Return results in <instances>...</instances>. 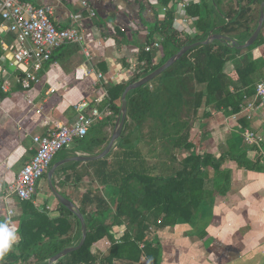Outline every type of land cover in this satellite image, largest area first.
Returning <instances> with one entry per match:
<instances>
[{"label":"crops","instance_id":"0c3cea01","mask_svg":"<svg viewBox=\"0 0 264 264\" xmlns=\"http://www.w3.org/2000/svg\"><path fill=\"white\" fill-rule=\"evenodd\" d=\"M24 1L51 5L55 25L61 28L76 27L82 42L57 49L39 71L38 82L32 83L28 89H22L16 81L22 76L23 66L15 71L11 69L8 91L0 93V221H8L16 228L23 210L19 203L21 199L10 192L9 186L34 152L32 136L48 134L59 124L72 125L79 114L76 107L82 102H87L89 107L103 109L105 98L101 103H96L95 99L106 89L105 86L127 82L135 73L142 71L145 66L142 52L150 42L162 39L160 34L153 33L150 37L148 32L164 13L158 0ZM83 2L86 4L83 5ZM181 14L187 20L183 24H190L193 33L195 19L188 17L186 9ZM174 22L176 31L181 32L182 37L185 36L183 33L187 31L179 30L176 26L181 22ZM261 34L264 39V26ZM17 47L12 33L0 34V65L9 64ZM153 50L147 51L152 52V67L160 63L164 56L161 43L156 52ZM240 50L242 53L232 55L225 62L224 72H233L236 65L250 54L257 62L254 83L264 80V41L250 52ZM194 86L201 89V85L194 83ZM147 87L156 91L160 89L161 83L151 82ZM197 113L198 119H192L190 149L175 150L171 146V137L159 129L155 132L145 130L146 133L143 126L134 136L139 140L137 149L143 160H148L145 155H153L160 147L167 145L170 153L176 151L179 159L189 154L206 153L211 154L217 163L214 169L212 165L204 168L203 198L191 220L162 227L159 226L162 217L155 222L152 216L146 238L159 248L158 264H264V103L252 94L241 104L237 113L227 114L215 104H204ZM107 118L95 121L92 126ZM116 121L117 118L114 124L110 122L105 126L106 142L101 147L83 145L74 140L69 147L56 153L51 164L68 158L90 157L60 164L52 175V183L59 193L78 208V202L86 192L101 193L108 208L104 215L94 214L93 218L109 225L112 240L119 242L128 232V223L124 217L119 218L120 222L116 221V199L111 197L113 189L100 185L94 173L98 164L93 161L108 155V165H113L115 153L122 151L118 147L122 132L105 156L91 158L105 149L115 130ZM246 130L255 133L257 143L245 140ZM244 159L248 165H239L238 160ZM146 160V164L153 168L151 171L154 175L167 169L169 172L175 170V165L172 169L171 166L154 165ZM44 178L46 180L47 175ZM46 183L48 189L42 188L39 196L41 185L38 183L32 198L33 204L40 210L46 208L50 217H56L59 215V202L48 180ZM79 227L81 232V225ZM75 229L78 230L77 226ZM16 244L10 252H18ZM110 244L111 240L104 237L94 246L93 255L100 259ZM143 246V243H139L140 248ZM112 264L150 263L141 256L139 261L114 259Z\"/></svg>","mask_w":264,"mask_h":264},{"label":"trees","instance_id":"16d2710c","mask_svg":"<svg viewBox=\"0 0 264 264\" xmlns=\"http://www.w3.org/2000/svg\"><path fill=\"white\" fill-rule=\"evenodd\" d=\"M172 1L158 0L166 10L161 20L155 22L148 32L150 37L153 33L162 36V61L152 67V52L144 50L142 60L145 61V66L142 71L135 73L127 82L105 86L107 97L104 105L111 109L113 115L89 128L84 137L75 139L78 143L101 147L106 142L103 130L108 123L114 124L125 87L155 70L185 44L205 39L212 30L234 38L237 43L248 39L256 28L260 4L264 0H199L191 4L186 8V13L188 17L195 19L194 35L185 41L181 40V32L178 31L177 34L174 31V12L170 6ZM263 41L260 31L255 42L245 48L244 52H250ZM192 52H196L197 56L189 58L188 54ZM240 53L242 50L228 46L220 40L193 47L148 82H160V89L151 91L147 83L127 93V115L118 143L122 151L115 153L113 165H108V155L93 163L98 164L94 173L100 180V185L113 189L111 197L116 199L115 219L120 222L119 218L124 217L128 223V232L119 242H114L109 233V225L93 218L94 214L104 215L107 210L108 204L105 205L104 196L99 192H86L78 202L87 226L85 241L80 248L68 253L55 264H112L114 259L135 262L141 256L150 264H158L159 248L146 238L150 218L154 216L156 222L161 216L159 226L162 227L177 221H190L202 202L204 168L212 165L214 169L217 163L211 154H189L179 159L175 151L170 153V159L179 163L175 165V170L169 172L167 169L161 171V175H154L151 171L153 168L146 164V159L143 160L138 151L139 140L134 136L150 118H157L163 133L171 137V146L175 150L190 149V130L193 123L183 117L185 106L191 103L194 121L198 119L197 112L204 104H215L227 114L239 112L241 104L255 94L254 77L257 72V62L250 54L236 65L233 72H224L225 62L232 55ZM194 83L201 85V89L196 90ZM190 93L191 101L188 103L186 95ZM238 162L239 165H248L246 159ZM165 166L174 169L173 165ZM63 168L65 167L61 169ZM163 172L167 174L163 175ZM46 175L47 171L43 177ZM19 203L23 212L17 228L18 252H9L4 257L3 264H46L48 258L79 242V219L62 204L57 203L59 215L50 217L46 208L40 210L34 206L33 199L20 200ZM76 226L78 230L75 229ZM106 236L111 244L108 251L97 259L93 255L94 246ZM139 243L144 244L143 248L139 247Z\"/></svg>","mask_w":264,"mask_h":264},{"label":"built area","instance_id":"2783aa9c","mask_svg":"<svg viewBox=\"0 0 264 264\" xmlns=\"http://www.w3.org/2000/svg\"><path fill=\"white\" fill-rule=\"evenodd\" d=\"M194 1L173 0L170 6L175 12L174 21L186 22L181 12ZM85 4L83 2V5ZM162 10L165 11L166 8L163 7ZM53 12V7L48 4L37 5L24 0H0V34L12 33L18 43L9 64L0 65V93L8 91L11 69L15 71L19 66H23L22 76L16 81L22 89H28L32 83L38 82L39 71L57 49L67 44H81L82 36L78 29L74 26L57 27L52 19ZM73 17L76 18L77 15ZM161 40L150 42L145 50L159 48ZM255 96L264 103V80L255 84ZM106 97L107 92L104 90L95 102L101 103ZM76 108L79 114L72 125L59 124L48 134L32 136L34 152L9 186L10 192L19 199L33 198L38 183L59 150L69 147L75 139L84 137L95 121L113 115L108 106L99 109L89 107L87 102L78 104ZM244 138L248 143H257L255 133L250 130L244 132Z\"/></svg>","mask_w":264,"mask_h":264},{"label":"water","instance_id":"95a60500","mask_svg":"<svg viewBox=\"0 0 264 264\" xmlns=\"http://www.w3.org/2000/svg\"><path fill=\"white\" fill-rule=\"evenodd\" d=\"M263 23H264V1H262L260 4L259 18H258L256 28L254 29V31L250 35V37L248 39H246L244 42L237 43L234 39H232L226 35L211 32L207 36L206 39L197 40L195 42L185 44L175 54L170 56L163 64H161L155 70L151 71L150 73H148L147 75H145L143 77L138 78L135 81L130 82L125 87L124 91L121 94V99H120L121 105H120V109H119V114L117 117L115 130L112 134V137H111L109 143L107 144L105 149L99 155L93 156L91 158H101V157L105 156L111 150L113 143L119 138V136L122 132V129H123V125H124V122L126 119V115H127L126 95L130 90L136 89V88L141 87V86L147 84L148 82H150L152 79H154L159 74H161L164 70H166L171 65H173L178 59H180L188 50H190L193 47H196L199 45H204V44H209V43H212L214 40H220V41L226 42L227 45H229L231 47H235L237 49H245V48L251 46L255 42V40L257 39V37H258L262 27H263ZM89 158L90 157L68 158V159H65V160H62V161L55 163L47 171V180H48L49 187H50L53 195L57 198V200L60 204L65 206L67 209L72 211L77 216V218L80 221V225H81V239L78 242V244L71 245V246L65 247L64 249L60 250L59 252H57L56 254L51 256L49 259H47V264H55L59 259L63 258L68 253L73 252V251L77 250L78 248H80L82 246V244L84 243L86 235H87V228H86V223H85V219H84L83 214L80 212L79 208L71 200L64 197L61 193H59L56 190V188L54 187V185L52 183V175H53L54 171H56V169L60 166V164H63L65 162H67L69 160H73V159L79 160V159H89Z\"/></svg>","mask_w":264,"mask_h":264},{"label":"rangeland","instance_id":"374dc122","mask_svg":"<svg viewBox=\"0 0 264 264\" xmlns=\"http://www.w3.org/2000/svg\"><path fill=\"white\" fill-rule=\"evenodd\" d=\"M206 1H208V0H206ZM203 13H204V9H203ZM184 24H183V22L176 24V26L178 27L179 30H184L185 29L187 31L186 33H183L185 36H183V37L181 36L182 37V39H181L182 41H185L188 37L190 38V37H193V35H194L193 34L194 32L191 33V29H190V26H189L190 24H186V23H184ZM174 31L178 34V32L176 30H174ZM156 50H157V48H155V50H153V51L156 52ZM159 52H161V50ZM193 56H197L196 52H192V53H189L188 54V57L189 58H192ZM194 90H195V88H194ZM186 98L188 99V103H190V101H191V93L190 94H187L186 95ZM200 112H201V110H200ZM184 113H185L184 116L187 119V121H189V123L192 124L193 123L192 122V119L193 118L191 116L192 115L191 103H190V105L185 106ZM160 125L161 124L159 123V121H157L156 119L153 120L152 118H150L145 123L143 130L144 131L145 130H151V131L155 132L156 129L161 130ZM146 133H148V132H146ZM163 134H165V133H163ZM170 151L171 150L168 149L167 148V145H166V146H164V147L162 146L158 150H156V152L153 153V155H145V157L148 158V160H147L148 162H151L154 165H178V162L177 161H173V160L170 159ZM52 165L53 164H51V166ZM158 174L161 175L162 172H159ZM166 174H167V172H163V175H166ZM44 179H41L40 180L41 187L38 190V196L41 194L42 188L44 190H47L48 189V186H47V183H46L47 179L46 180H44Z\"/></svg>","mask_w":264,"mask_h":264},{"label":"clouds","instance_id":"9594fccd","mask_svg":"<svg viewBox=\"0 0 264 264\" xmlns=\"http://www.w3.org/2000/svg\"><path fill=\"white\" fill-rule=\"evenodd\" d=\"M19 239L18 229L8 221H0V264Z\"/></svg>","mask_w":264,"mask_h":264}]
</instances>
